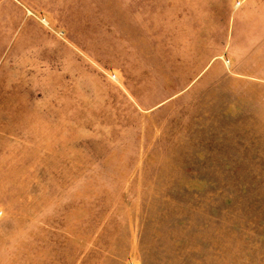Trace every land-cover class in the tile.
Returning a JSON list of instances; mask_svg holds the SVG:
<instances>
[{
  "label": "rangeland",
  "instance_id": "1",
  "mask_svg": "<svg viewBox=\"0 0 264 264\" xmlns=\"http://www.w3.org/2000/svg\"><path fill=\"white\" fill-rule=\"evenodd\" d=\"M1 6L0 264H264V0Z\"/></svg>",
  "mask_w": 264,
  "mask_h": 264
},
{
  "label": "crops",
  "instance_id": "2",
  "mask_svg": "<svg viewBox=\"0 0 264 264\" xmlns=\"http://www.w3.org/2000/svg\"><path fill=\"white\" fill-rule=\"evenodd\" d=\"M3 0H0V19H2V17L4 16V8L1 6V2ZM263 10V9H262ZM262 10L258 11V13H261Z\"/></svg>",
  "mask_w": 264,
  "mask_h": 264
},
{
  "label": "built area",
  "instance_id": "3",
  "mask_svg": "<svg viewBox=\"0 0 264 264\" xmlns=\"http://www.w3.org/2000/svg\"><path fill=\"white\" fill-rule=\"evenodd\" d=\"M42 23L47 25V22L45 21V19H42Z\"/></svg>",
  "mask_w": 264,
  "mask_h": 264
}]
</instances>
